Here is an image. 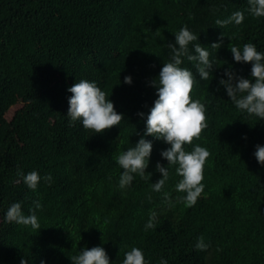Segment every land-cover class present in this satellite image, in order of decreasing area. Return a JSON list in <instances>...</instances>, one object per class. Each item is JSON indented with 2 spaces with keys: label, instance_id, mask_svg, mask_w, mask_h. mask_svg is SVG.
Listing matches in <instances>:
<instances>
[{
  "label": "trees",
  "instance_id": "obj_1",
  "mask_svg": "<svg viewBox=\"0 0 264 264\" xmlns=\"http://www.w3.org/2000/svg\"><path fill=\"white\" fill-rule=\"evenodd\" d=\"M249 7L248 0H0V264H72V256L97 246L110 264H123L132 247L148 264H264V166L254 155L264 146V120L239 110L220 85L230 68L252 79V65L237 63L230 44L242 50L253 43L264 53V17ZM236 11L244 13L241 25H216ZM185 25L215 61L208 81L186 58L181 65L197 75L192 98L205 105L209 123L202 139L185 145L211 153L205 192L193 207L176 200L185 194L175 191L181 177L174 166L162 192L152 190L170 145L146 137L152 177L136 175L124 189L115 160L144 136L158 99L151 83ZM222 36V47L210 48ZM81 79L96 82L125 121L103 134L72 123L68 88ZM31 171L52 181L31 190L18 175ZM34 201L42 205L39 230L6 220L13 203L30 215ZM151 213L155 227L145 231ZM200 236L207 251L195 247Z\"/></svg>",
  "mask_w": 264,
  "mask_h": 264
},
{
  "label": "clouds",
  "instance_id": "obj_2",
  "mask_svg": "<svg viewBox=\"0 0 264 264\" xmlns=\"http://www.w3.org/2000/svg\"><path fill=\"white\" fill-rule=\"evenodd\" d=\"M248 3L250 5L248 11L253 17H264V0H248ZM244 20V13L236 11L229 18L217 19L215 23L222 29L229 24L239 26ZM174 35L175 45L167 44L170 58L164 62L158 79L151 83V86L157 89L158 99L155 100L146 117L144 136L133 147L119 153L115 160L123 169L119 178V187L124 189L131 186L136 175L146 180L152 177V174L146 170L149 168L153 143L146 137L151 136L170 145L161 152L162 158L168 161V166L157 163L156 170L163 178L152 184V190L162 192L169 179V168L174 166L176 174L181 177L175 186V191L185 194L177 196L176 200L184 203L186 207H193L205 192L204 169L211 153L199 144H196L191 151H187L185 145H193L194 140L202 139V134L209 127V123L205 105L199 99L192 98L193 90L199 83L197 75L181 65L183 58H186L195 67L199 80L208 81L214 70L215 61L210 60L209 47L197 42L199 37L190 31L187 25ZM236 35L238 34L233 33V37ZM222 40L223 36L221 43H213L210 48L220 49ZM176 45L179 47L177 48ZM190 45L193 46L194 54L189 50ZM229 48L237 63L252 65V79L238 76L230 68L225 72L227 79H221L220 85L226 89L228 97L239 110L264 120V53L258 52L253 43L245 44L242 50L232 44ZM124 83L131 85V76L125 77ZM68 91L71 96L68 98L67 116L72 123L79 121L85 130L103 134L125 121V116L116 111L108 94L98 87L96 82L81 79L68 88ZM138 115L141 118L145 116L143 112ZM254 155L259 164L264 166V146L257 145ZM18 175L22 176L24 184L31 190H36L42 179L46 182L52 181L50 174L41 177L37 171H31L26 175L18 172ZM164 199L169 204L172 203L170 193L165 192ZM33 203L34 208L29 209L30 215L23 213L21 203H13L6 212V220L9 223L30 226L34 231L39 230L40 224L35 212L41 209L42 205L39 201ZM155 220L156 214L151 213L145 231L155 227ZM195 247L197 251H207L210 244L200 236ZM70 259L72 264H110L107 252L100 246L91 249L85 247L79 255ZM21 264H28V261L22 259ZM41 264L44 262L41 261ZM123 264H148V262L140 248L132 247L125 253ZM159 264H168V262L162 259Z\"/></svg>",
  "mask_w": 264,
  "mask_h": 264
}]
</instances>
